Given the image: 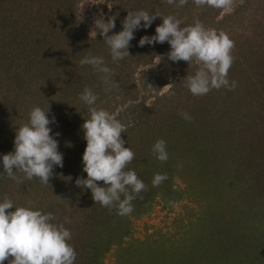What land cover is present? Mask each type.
I'll list each match as a JSON object with an SVG mask.
<instances>
[{
    "label": "trees",
    "instance_id": "1",
    "mask_svg": "<svg viewBox=\"0 0 264 264\" xmlns=\"http://www.w3.org/2000/svg\"><path fill=\"white\" fill-rule=\"evenodd\" d=\"M79 3L80 0H0V173L2 157L14 151L17 128L28 122L33 107L46 112L49 108V120L55 117L56 122L49 127L63 155V167L54 166L49 185L36 178L24 179L19 172L22 183L0 178V202L7 196L15 206L52 213V223L63 224L71 232L68 243L77 253L74 264H102V258L117 240L130 235L128 215L121 216L116 208L110 211L95 204L91 191L75 183L77 178H87L82 161L86 148L82 125L90 114L79 97L88 87L99 96L96 107L116 114L124 124L131 122L127 132L121 134L124 146L137 157L128 169L134 170L147 186L132 202L136 207L131 214L145 215L159 194L166 197L169 206L180 200L182 193L172 184L175 175L185 177V182L187 178L198 179L200 185H207L203 195L198 196L200 206H212L213 198L212 207H218L220 202L218 210L232 207L235 211V222L230 226L217 222L219 237L226 238V246L219 243L221 254L235 264H264V87L253 83L255 78L264 85V0H233L230 12L197 7L193 0L183 7L168 5L165 0H105V23L116 18L109 35L123 30L128 10L173 15L183 21L181 27L198 19L207 28L225 32L235 42L228 79L234 76L241 82L234 90L235 99L229 90L225 98L223 87L194 96L181 81L193 75L198 65L168 60L171 48L167 42L139 46L143 36L156 34V27L162 24L160 17L147 29L142 21L130 42V57L114 63L103 37H90L92 28L78 17ZM88 26L94 27L93 22ZM89 54L104 58L119 83L118 90L106 91L103 74L79 63ZM155 55L163 57L157 65ZM169 83L172 88L159 95ZM148 84L157 91L146 89ZM142 90L156 96L148 107L140 101ZM177 92L181 97L172 98L170 93ZM239 95L242 100H238ZM232 108L237 109L231 112ZM181 113H188L191 121L183 119ZM249 116L253 118L250 122ZM158 139L166 141L167 162H160L151 153ZM133 142L137 143L134 148ZM157 173L167 175L161 183L162 190L152 184ZM97 183L103 186L102 181ZM253 210L255 217H245ZM219 215L221 219L228 217L222 210ZM66 219L71 222L66 223ZM208 234L209 239H214L209 228ZM213 248L216 246L206 252L213 253ZM158 250L159 255L171 254L169 249ZM130 251L123 250L124 254ZM147 251L157 249L147 247ZM122 259L120 264H127L131 257L123 255Z\"/></svg>",
    "mask_w": 264,
    "mask_h": 264
},
{
    "label": "clouds",
    "instance_id": "2",
    "mask_svg": "<svg viewBox=\"0 0 264 264\" xmlns=\"http://www.w3.org/2000/svg\"><path fill=\"white\" fill-rule=\"evenodd\" d=\"M165 2L183 7L188 0ZM193 3L197 7L208 6L230 12L233 0H193ZM157 17L162 19V24L156 27V34L151 37L143 36L139 40V46L167 42L171 48L167 53L168 60L198 65L193 75H187L181 81L191 94L203 96L213 89L219 90L223 87L232 91L236 88V82L228 79L229 70L234 63L232 50L235 42L225 32L207 28L198 19L192 25L181 27L183 21L173 15L162 16L145 10H128L122 21L123 30L119 33L109 35L115 28L116 18L111 17L105 23L101 14L94 20V27L89 35L96 37L99 34L103 37L115 63L130 57V42L135 38L134 32L141 27V22L143 21V27L147 29ZM155 59L159 64L163 57L155 55ZM79 63L82 66L90 65L94 71L103 74L101 79L107 85L106 91L119 89L113 70L106 65L103 57L89 54ZM172 86L169 83L162 90H168ZM148 87L157 91L151 85ZM79 98L88 106L90 118L84 119L82 125L86 141L82 161L87 178H77L76 186L89 189L95 204L99 203L110 211L116 208L117 214L121 216L130 215L134 211L132 202L140 197L141 192L147 190L137 173L128 169L135 153L124 146L126 141L121 138V134L127 132L131 122L124 124L116 114L96 107L99 96L88 87L84 88ZM48 114L49 108L47 112L41 107L30 110L28 122L17 128L14 151L2 157L3 173H0V178H10L22 183L17 176L19 172L24 179L30 181L36 178L41 184L49 185L54 166L63 167V155L58 151V140L51 135L52 129L49 127L56 122L55 117L49 120ZM181 116L189 122L192 119L188 113H181ZM59 135L56 133V136ZM151 153L160 162H167L169 157L166 141L158 139L152 146ZM166 179V174L157 173L152 184L157 187ZM99 181L103 182V186H98ZM13 208L14 211H8ZM53 220L55 216L52 213L15 206L5 196L3 202H0V264H5V261L8 264H74L77 253L68 243L72 238L71 232L63 224L52 223ZM65 222L71 221L66 219Z\"/></svg>",
    "mask_w": 264,
    "mask_h": 264
},
{
    "label": "rangeland",
    "instance_id": "3",
    "mask_svg": "<svg viewBox=\"0 0 264 264\" xmlns=\"http://www.w3.org/2000/svg\"><path fill=\"white\" fill-rule=\"evenodd\" d=\"M104 5L105 0H80L77 11L78 17L82 21H86L87 27L91 29L93 27H89L88 23L93 22L94 25V20L104 13ZM154 65H157L156 59H154ZM253 79V83H256L258 87H264L263 82L260 83L256 81L255 78ZM229 81L236 82L237 86L234 90H237L239 85H241V82H238L234 76ZM148 85L146 89H149ZM234 90H232L233 92L230 91L232 99H235L233 96H236ZM167 91L168 90H161L159 95ZM226 93L227 89L223 93L225 98H227ZM241 93L244 94L245 92ZM142 94L140 101L143 100L146 107L150 106L151 102L156 98L153 92L142 90ZM179 97L181 96L178 92L174 93L172 96V98L177 99H179ZM238 100H242L241 95H239ZM223 104L225 107L228 106L227 103ZM255 106L262 111L263 108H259V104ZM236 109L234 108L235 111ZM234 110L232 108L230 111L233 112ZM253 116H256L255 111ZM250 119L253 120V118L250 117L249 122ZM250 127H253V125H250ZM136 144V142H133L131 144L132 148H134ZM184 179L185 177L181 178L177 175L173 177V188L182 193V198L174 202L171 206H169L167 199H165L166 197L159 194L158 197L154 199L150 210L145 215H128L131 228L130 235L123 238L120 242L117 240L102 258V264H120V259L123 258V255L131 257V260H128L129 262L127 264H235L233 259L227 258V256L221 254L222 247L219 243H221L222 246H226V238L222 236L219 237V224H217L218 222L230 226L232 222H235L236 215L234 209L232 207L221 208L223 215H228V217L221 219V213L217 216V213L221 211L218 210L220 202L217 203L218 207H212L214 206L212 203L215 200L212 198V206H200L199 200H201V198H198V196L203 195L202 189L204 187L207 188V185H200L198 179L187 178L189 180L188 182H185ZM159 186L162 190V185L160 184ZM194 190H196L198 194L195 193ZM220 204L222 205V203ZM217 205L215 204V206ZM251 214V212H247L245 213V217H255L254 210L253 214ZM198 222L199 224H197ZM208 228L213 232L212 235L214 239H209L211 237L208 234ZM225 228L227 229V227ZM211 242L215 244L212 245ZM230 243H232L231 240ZM146 246L155 250L157 249V251L148 253ZM215 246L216 248L215 250L213 248V253L208 254L206 252L207 248L210 249ZM159 247L164 251L169 249L171 253L168 255L169 258L166 252L159 255L161 253V250H158ZM124 249H132V251H130L131 254H124ZM141 252H144V254H141Z\"/></svg>",
    "mask_w": 264,
    "mask_h": 264
}]
</instances>
